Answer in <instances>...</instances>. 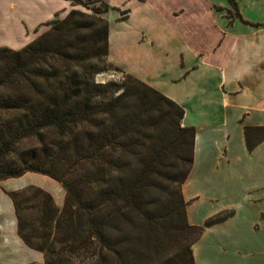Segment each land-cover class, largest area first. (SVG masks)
I'll return each instance as SVG.
<instances>
[{"label":"trees","instance_id":"obj_1","mask_svg":"<svg viewBox=\"0 0 264 264\" xmlns=\"http://www.w3.org/2000/svg\"><path fill=\"white\" fill-rule=\"evenodd\" d=\"M85 16L71 10L24 47L0 46V180L37 172L66 190L61 207L40 186L12 191L18 233L43 253V264H194L192 246L204 226L189 223L182 193L157 205L150 190L167 138H152L148 169L136 166L135 150L145 129L166 116L152 115L159 98L175 110L180 140L191 139L192 156L181 157L191 164L195 128L181 125L182 106L131 74L158 99L147 92L133 96L128 87L116 96L115 89L95 82L83 64L99 54L103 32L101 52L108 54L109 25L104 19L100 31ZM257 130L264 133V126ZM248 146L255 144L248 139ZM190 169L182 179L170 177L184 182ZM171 223L194 232L186 251L159 252L154 233Z\"/></svg>","mask_w":264,"mask_h":264},{"label":"crops","instance_id":"obj_2","mask_svg":"<svg viewBox=\"0 0 264 264\" xmlns=\"http://www.w3.org/2000/svg\"><path fill=\"white\" fill-rule=\"evenodd\" d=\"M235 1L232 22L230 0H107L111 62L177 102L195 128L182 186L189 223L204 226L194 264H264V0ZM70 7L41 0L0 10V26L13 19L19 33L37 26L35 13L47 20ZM18 236L28 248L12 262L43 256Z\"/></svg>","mask_w":264,"mask_h":264},{"label":"rangeland","instance_id":"obj_3","mask_svg":"<svg viewBox=\"0 0 264 264\" xmlns=\"http://www.w3.org/2000/svg\"><path fill=\"white\" fill-rule=\"evenodd\" d=\"M39 1L41 0H0V10H2L3 15H5L6 9L7 11H10L17 7L22 8L24 6H30L34 2L39 3ZM69 2L71 3L70 8H67L65 11L53 13V15L50 16L51 18H48L47 20H44L46 19L44 13H35L37 26L30 28L27 27V29L22 28L19 33L18 31L16 33L14 25L16 24L15 21L13 19H8L11 17L8 16L9 28L1 29L0 26V46H8L13 49L24 47L40 34L49 30L56 20L65 18L71 10H80L84 14L89 15V17L85 16L87 21L96 25L100 31L102 29L104 30V19H106L108 12L106 11L107 0H69ZM239 15V8H236L233 5L224 11V16H226L228 21L233 22L235 19L239 18ZM5 20L6 17L5 19L0 20V24ZM101 20H103V22ZM23 22L26 25L24 20ZM17 24L19 25V23ZM98 40V50L96 51H99V54L83 64L85 68L84 70L89 74H93L96 83L103 86H110V89H115L114 94L116 96L121 94L124 89H127L128 87L133 91L132 95L135 92L137 95H143L145 94L144 92H147L150 98L158 99L159 96L157 97L154 92L147 89L134 78L127 77L129 73L115 66L109 59L107 53L103 54L101 52L104 49V43L106 41L104 32L98 36ZM158 100V104L155 105L152 115L157 117L158 115L166 116L164 118L158 117L160 123H152L145 129L143 141L136 148L135 152L138 154V162L136 166H139L141 169H148L146 159L148 162V156L150 153L149 145L152 142V138L154 135L158 136L161 134L167 138H165L167 141L164 142L166 149L152 169L153 179L152 187L150 189L153 197L157 199V205H164L173 197L179 199V195L182 193L183 182L179 180L173 181L170 175L171 173H176L177 177L182 179L184 175L183 173L190 169L192 165L191 162L188 160L186 161L181 157L192 156V143L191 139H189L187 143L180 140L181 131L177 126V116L176 114H173L175 110H173V107L164 99L159 98ZM169 110H173L170 112L171 114L167 113ZM181 125L189 126L185 124L183 119L181 120ZM31 185L43 187L51 192L54 196L55 202L60 207L64 204L66 196L65 188L61 182L53 179L49 175L37 172H27L20 177H11L0 180V253L4 251V253H7L8 255L6 262H0V264H43L44 262V255L41 256V258H31L22 261L16 260L15 262H12L11 260L15 258L14 256H18V253L23 251L21 248L25 246H19L20 238L17 233V220L10 193L15 190H22ZM183 227L184 226L182 225L171 223L166 228L158 229L157 232L154 233L159 252H171L173 254L179 250L186 251L184 244H190L195 234L192 231L184 230ZM25 248L27 249L28 247Z\"/></svg>","mask_w":264,"mask_h":264}]
</instances>
